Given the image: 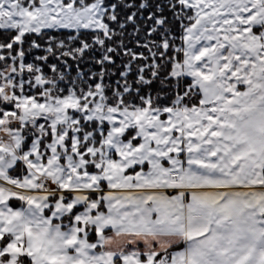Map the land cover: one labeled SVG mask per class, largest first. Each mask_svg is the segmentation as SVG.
<instances>
[{
  "label": "snow or ice",
  "instance_id": "snow-or-ice-1",
  "mask_svg": "<svg viewBox=\"0 0 264 264\" xmlns=\"http://www.w3.org/2000/svg\"><path fill=\"white\" fill-rule=\"evenodd\" d=\"M0 264H264V0H0Z\"/></svg>",
  "mask_w": 264,
  "mask_h": 264
}]
</instances>
